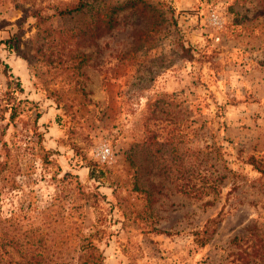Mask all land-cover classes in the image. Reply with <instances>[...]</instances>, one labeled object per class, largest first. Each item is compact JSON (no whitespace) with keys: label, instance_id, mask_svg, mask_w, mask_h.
Returning a JSON list of instances; mask_svg holds the SVG:
<instances>
[{"label":"rangeland","instance_id":"374dc122","mask_svg":"<svg viewBox=\"0 0 264 264\" xmlns=\"http://www.w3.org/2000/svg\"><path fill=\"white\" fill-rule=\"evenodd\" d=\"M55 2L0 0L9 231H99L103 264H264V174L247 163L264 164V0H146L111 31Z\"/></svg>","mask_w":264,"mask_h":264},{"label":"trees","instance_id":"16d2710c","mask_svg":"<svg viewBox=\"0 0 264 264\" xmlns=\"http://www.w3.org/2000/svg\"><path fill=\"white\" fill-rule=\"evenodd\" d=\"M145 4H147L146 0H57L52 6V10L54 11L52 16L65 18L84 14L89 10L101 11L104 14V17H101V25L105 30L111 31L117 24L116 14ZM38 9L34 10L31 16L36 18L39 22L46 21L50 15H43ZM93 24H95V22H93ZM9 109V118L13 119L17 107L15 104H12ZM247 163L250 164L254 170L264 174V164H262L261 161L256 160L254 157H250ZM11 221L12 219L0 218V264H53L50 261L55 259V255L59 259V257L61 258L63 255L69 257L72 253L78 255L79 264H103L102 253L93 240V237L97 236L99 231L87 236L81 235L80 231H76L73 235H80V237L77 238V247L69 251L66 250L64 246L66 247L69 243L68 237L73 235H61L59 233L62 228L61 223H58L57 220H46V222L42 224V229L46 230V232H41L38 234L37 238H32L26 242L23 241L26 236H23L25 230H22V227L20 229L14 227L15 230L9 231L10 229L8 226L12 227L15 225L10 223ZM4 223L9 224L3 227ZM74 224H76V222H74ZM76 228L78 229V227ZM21 236H23V238ZM206 241L207 239L200 241L199 244L203 246L206 244ZM57 245L61 247L57 248ZM66 248L68 249V247ZM9 249L16 253L19 261L13 259V254ZM73 258H75V256L71 257V259Z\"/></svg>","mask_w":264,"mask_h":264},{"label":"built area","instance_id":"2783aa9c","mask_svg":"<svg viewBox=\"0 0 264 264\" xmlns=\"http://www.w3.org/2000/svg\"><path fill=\"white\" fill-rule=\"evenodd\" d=\"M104 157H105V155H104Z\"/></svg>","mask_w":264,"mask_h":264}]
</instances>
